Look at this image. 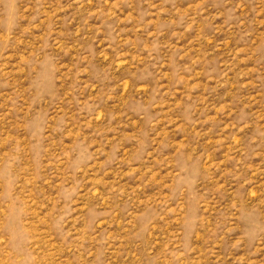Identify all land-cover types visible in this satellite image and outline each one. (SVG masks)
<instances>
[{
    "label": "rangeland",
    "instance_id": "1",
    "mask_svg": "<svg viewBox=\"0 0 264 264\" xmlns=\"http://www.w3.org/2000/svg\"><path fill=\"white\" fill-rule=\"evenodd\" d=\"M0 264H264V0H0Z\"/></svg>",
    "mask_w": 264,
    "mask_h": 264
}]
</instances>
